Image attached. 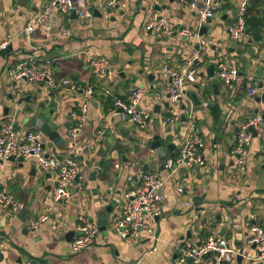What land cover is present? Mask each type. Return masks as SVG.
Returning a JSON list of instances; mask_svg holds the SVG:
<instances>
[{"label":"crops","instance_id":"1","mask_svg":"<svg viewBox=\"0 0 264 264\" xmlns=\"http://www.w3.org/2000/svg\"><path fill=\"white\" fill-rule=\"evenodd\" d=\"M106 1L86 0L88 12L84 17L58 14L27 35L26 25L42 12L47 0H0V44L12 45L5 57L0 55V122L14 118L18 130L23 132L29 129L42 132L32 125L34 117L49 123L60 132L62 140L55 143L43 134L46 152L58 157L75 156L82 170L71 186L70 201L55 202L52 200L58 182L55 173L41 170L33 159L0 163V188L13 193L20 203L18 211L0 206V252L3 254L0 264H135L138 260L143 264H177L175 257L180 244L199 243L213 233L225 237L238 252L240 242L247 250L252 249L248 247L252 245L248 243L250 226H264V133L252 137L243 168L238 166L233 149L234 136L250 119L260 115L264 126V103L257 101L264 92V8L255 12L256 29L250 30L246 25L244 35L235 40L227 29L235 23L243 0H226L216 17L205 23L182 9L177 0H117L109 13L104 7ZM153 13L170 14L177 26H189L199 32L206 26L202 35L214 39L204 61L197 64L196 83L188 88L185 97L174 103V114H179V119L167 124L164 119L171 111L164 105L159 112L154 111L155 104L164 103L155 99L156 93L169 81L163 68L166 65L179 68L196 45L176 30L166 38L150 35L144 26ZM93 54L106 58L116 71L113 80L92 71L89 58ZM221 58L238 69L233 88L218 76ZM27 61L37 67H51L57 81L71 79L93 87L89 118L77 138H69L73 125L67 129L64 123L68 122V111L77 107L78 98L72 91L65 94L62 109L66 116L58 125L53 123L51 110L49 115L35 113L31 108V92L36 101L43 102V98L38 96L35 86H29L33 90L26 89L14 77V71ZM210 65H214L212 72ZM137 84L147 90L141 107L152 112L146 129L122 122L118 116L111 118V96L127 99ZM250 86L259 89L254 97L247 95ZM191 93L196 94L200 105L195 104ZM26 97H30L29 101ZM204 101L210 102L208 107L202 105ZM51 102L49 99L50 105L45 108L50 109ZM5 107L13 108L12 115H6ZM191 110L195 114L196 129L204 139L200 153L205 164L179 168L173 177H168L165 160H160L147 143L159 134L166 158L177 154L188 134L187 116ZM116 139L120 143L115 144ZM169 143L175 144L173 149L167 148ZM98 169L97 180H90L91 173ZM156 169L167 177L162 213L153 224L148 222L139 241L123 240L111 229V219L114 213L124 209L128 187L140 183V170ZM180 184L185 187L181 196L177 193ZM98 185L101 186L97 192ZM106 191L110 192L107 198ZM195 197H199L197 205ZM111 204L112 211L106 213V230H100L90 247L73 253L66 233L74 230L76 234L82 216L94 219L97 224ZM201 206L203 210H199ZM24 207L28 222L40 214H47L49 219L37 229H30L28 222L24 228L19 218ZM57 222L66 225L57 227ZM148 228L153 230L151 234ZM154 247L156 250L152 251ZM237 255L232 254L225 261L214 257L216 261L203 262L238 264ZM249 257L255 256L246 254L242 264Z\"/></svg>","mask_w":264,"mask_h":264},{"label":"built area","instance_id":"2","mask_svg":"<svg viewBox=\"0 0 264 264\" xmlns=\"http://www.w3.org/2000/svg\"><path fill=\"white\" fill-rule=\"evenodd\" d=\"M226 0H177L178 5L197 16L200 23H205L214 19L217 10ZM117 0H107L104 4L105 8L112 7ZM76 11L78 17H84L88 12L86 0H47L41 13L36 15L26 25L24 32L31 35L40 27L51 22L55 15L71 14ZM247 0L239 5L237 19L234 24L228 27L227 32L235 40L240 39L245 33L247 24ZM145 31L150 35L159 38L170 36L174 30L180 36L185 37L188 41L196 45L191 56L179 68L166 65L163 68L164 74L168 77L167 84L157 91L155 99L159 102L170 103L172 106L171 115L164 119V122L172 123L179 119V114H174V103L179 102L186 96L188 88L196 83L198 68L197 64L204 61L205 55L214 43L213 38H206L200 34L198 29H193L189 26H177L170 14L153 13L145 23ZM7 47V42L0 44V49ZM31 61L33 59H30ZM92 71L102 77H107L113 80L116 77V71L112 69L106 58L99 54H93L89 58ZM218 76L228 87L233 88L236 79L238 78V69L228 60L221 58L218 62ZM14 77L17 81L23 82L26 86L34 83L47 86L59 93L65 94L72 91L74 97L78 98L79 102L76 108L68 111L72 117L74 125L71 128L69 138L75 139L84 129L88 118L91 106V99L94 95L92 86H82L75 83L71 79H62L57 81L51 67H37L33 63H22L15 71ZM264 83V73H263ZM259 92L257 86H250L247 90L249 97H254ZM147 90L142 84H137L130 96L127 99L117 98L114 102L112 117L118 116L122 122L136 124L140 129H146L150 125L152 112L149 108H142L140 103ZM209 101H204L202 105L208 107ZM64 106L61 103V108ZM121 108L122 111H118ZM63 118L66 113L63 111ZM189 125L188 134L184 143L180 146L177 154L171 155L165 159V168L168 171V177H173L177 169L196 165L203 166L204 158L200 153V148L204 145V139L200 136L196 129L195 114L191 110L187 116ZM0 163L10 160L19 161L21 158L26 161L33 159L37 166L43 171H49L56 174L59 182L55 189L52 200L69 202L72 197L71 186L76 183L81 175V164L75 156H65L59 158L54 154H48L45 150L43 142V133L38 130L29 129L20 131L14 118L3 119L0 122ZM249 126H254L258 135L264 133L263 117L256 116L250 119L249 122L241 127V130L234 136L233 152L238 155V166L243 168L249 156L247 148L253 135L248 131ZM78 149H76V153ZM140 183L128 187L125 198L126 203L124 209L114 213L110 227L121 239L132 240L137 242L141 239L142 234L146 231L148 222L152 224L161 215L165 195L163 187L167 177L156 170H140ZM178 195L185 193L184 185L177 186ZM187 204H192L187 201ZM0 206L10 208L13 211H18L20 203L16 196L10 191L0 188ZM49 219L47 214H40L34 219L29 220L28 226L30 229L39 228L45 221ZM57 227L66 225L65 222H58ZM63 223V224H62ZM76 234L70 242L71 251L78 253L90 247L100 232L99 226L86 219L85 216L80 217ZM149 233L153 232L148 228ZM156 240L157 237L153 236ZM248 243L255 244L258 256L249 257L246 264H253L254 261L264 263V226L252 224L248 234ZM156 247L152 249L155 251ZM212 254L218 261L230 259L231 255L238 254V250L233 247L230 242L218 233L209 235L200 244L186 242L180 244L177 250V264H183L188 258L193 264H199L204 261V256ZM217 255H216V254ZM135 264H143L138 260Z\"/></svg>","mask_w":264,"mask_h":264},{"label":"water","instance_id":"3","mask_svg":"<svg viewBox=\"0 0 264 264\" xmlns=\"http://www.w3.org/2000/svg\"><path fill=\"white\" fill-rule=\"evenodd\" d=\"M117 7H118V6H117ZM97 10H98V9H97ZM97 10H95V12H96ZM112 11H113V8H112V7H108L107 12L109 13V12H112ZM99 15H100V13H99ZM72 17H76V11H73V12H72ZM206 29H207L206 26L201 27V29H200V34H204V32H206V31H205ZM11 49H12V45H8L7 47L0 49V55H1L2 57H5V56L10 52ZM213 69H214V65H210V67H209V71L212 72ZM211 75H212V74H211ZM152 76H154V75H152ZM152 76H151V77H152ZM260 86H262V84H261ZM50 96H51V94H50ZM191 96H192V98L194 99L195 104H197V105H200V104H201V101L198 100L196 94L191 93ZM62 97H64V96L62 95ZM11 98H12V96H11ZM29 99H30V97H26V101H29ZM20 100H21L20 102L23 101V99H20ZM257 101H262V102L264 103V92L262 93V95H261L260 97H257ZM51 104L54 106V105L56 104L55 100H52ZM43 105H44V103L41 104V106H43ZM162 105H164L165 107H167L169 110L172 109V106H170V103H169L168 101H166V102H164L163 104H159V103L155 104V105H154V111L159 112V111H160V108L162 107ZM182 108L185 109L186 107L183 106ZM5 110H6V112H7L6 115H12V113H13V108H11V107H5ZM118 111H122V109L119 108ZM52 113H54V109L51 110V114H52ZM66 118H67V121H68V122H67V123H64V127H66L67 129H69V127L71 126V124L74 125V121L72 120V117H71L70 115H68ZM59 122H60L59 120H53L54 125H58ZM32 125H33V126H36V127H39V128L42 130V133H43L44 135H46L47 137H49L50 139L54 140L55 143H60V142H61L62 137H61V135H60V132H59L57 129H53V126L50 125L49 123L43 121L42 119H39V118H35V117H34V118L32 119ZM102 126L104 127L105 124H102ZM102 126H101V127H102ZM101 127H100V128H101ZM0 128H1V126H0ZM110 128H111V127H110ZM238 130H239V129H238ZM247 130L250 131V132L253 134V136H257V135H258V133H257L256 129L254 128V126H249ZM104 134H105V135L108 134V130H107V129H106V131H105ZM119 141H120V140L116 139V140L114 141V143H115V144H116V143H120ZM147 145H148V147L151 148V150H154V151H156V152L158 153L160 160H165V159H166V154L164 153V149H165V148H164V146H163L162 139H161V136H160L159 134L154 135L153 138H152L150 141H148ZM174 146H175L174 143H169V144L167 145V148H169V149H173ZM237 156H238V155H237ZM124 157H125L124 160H125L126 162H128V159L126 158V156L123 155V158H124ZM59 158H62V157H59ZM19 161H20L21 163L24 162V160H23L22 158H21ZM164 168H165V167H164ZM98 171H99V169H98V170H94V171L91 173L90 180H92V181L97 180V178H96V173H97ZM33 172H34V171H33ZM58 185H59V182L56 183V187H58ZM100 186H101V185H98V186H97V189H96L97 192H98V189L100 188ZM106 193H107V194L105 195V197L107 198V196L110 194V192H109V191H106ZM198 198H199V197H195V199H194V203H195L196 205L200 203L199 200H198ZM57 202H62V201L60 200V201H57ZM112 202H113V200H112ZM198 208H199V210H203V209H204V207H202V206H201V207H198ZM112 209H113V205L111 204V205H109V206L106 208L105 213H103V214L100 215V217L98 218V221H96L97 224L100 226V230H106V228H107V216H106V213H110V212L112 211ZM26 211H27V209H26V207H24V208L20 211V213H19V218H20V219L22 220V222L24 223V228H26V224H27V222H28V219H27V217H26ZM54 216H55V215H54ZM218 217L220 218L221 216H218ZM91 221L94 222L95 220H94V219H91ZM204 221H205V220H204ZM205 222H206V221H205ZM58 224H59V223L57 222L56 225H58ZM74 234H75V231H74V230H70V231H68V232L66 233V239H67V241H71V239H72V237L74 236ZM203 234H204V231L200 234V237H201ZM184 243H185V242H183L182 244H184ZM200 243H201V241H200L198 244H200ZM237 245H238V247H239V252H238V255H237V263H238V264H242L243 259H244L245 255H246V252L248 251V250H247V246L245 247V246L243 245L242 242L238 243ZM248 247L254 249V248L256 247V245H255V244H252V245H250V246H248ZM215 254H216V253H215ZM216 255H217V254H216ZM0 257H1L0 260H2V259H3V254H2L1 252H0ZM175 258H176V261H177V257H175ZM208 259H212V261H216V259L212 256L211 253L208 254V255H205V256H204V261H205V260H208ZM191 263H192L191 259L188 258L183 264H191ZM199 264H204V262L202 261V262H200Z\"/></svg>","mask_w":264,"mask_h":264},{"label":"rangeland","instance_id":"4","mask_svg":"<svg viewBox=\"0 0 264 264\" xmlns=\"http://www.w3.org/2000/svg\"><path fill=\"white\" fill-rule=\"evenodd\" d=\"M30 86H35L36 87L35 91L37 92L38 96L39 97L41 96L43 98L42 99L43 102L36 101L35 94L33 92H31V94L33 96L32 100H31V108H32V110L35 113L40 112L42 114L49 115L50 110L54 109V113L51 114L53 120H61L63 118V114H62L63 109L61 108V103L63 102V98H64V97H62V93H59L58 91L54 92L53 90H51L47 86V84H44L43 86H41L40 84L34 83V84L30 85ZM26 89H32L33 90L34 88L26 86ZM44 94H46L48 97L47 96L45 97ZM50 94H51V96H50ZM48 98L50 99V101L51 100H55V102H56V104L54 106L51 104V106L49 107L50 109L45 108V107H47V105L48 106L50 105V104H47V102L49 101ZM41 103H44V106H41L40 105ZM164 143H165L164 145H166V141H164ZM213 219L214 218H212L211 220H213ZM246 254H248V256H253V255L256 256V257L258 256V252L255 249H248ZM258 262H259L258 264H260V261H258Z\"/></svg>","mask_w":264,"mask_h":264},{"label":"trees","instance_id":"5","mask_svg":"<svg viewBox=\"0 0 264 264\" xmlns=\"http://www.w3.org/2000/svg\"><path fill=\"white\" fill-rule=\"evenodd\" d=\"M264 8V0H250L249 1V4H248V8H247V26H248V29L250 30H255V26L257 25L258 23V20L256 19V13L257 12H260L259 8ZM256 12V13H255ZM117 98H121L119 97V95H113L111 96L110 98V104H111V107L112 109L114 108V102H115V99ZM223 264H225L223 262Z\"/></svg>","mask_w":264,"mask_h":264}]
</instances>
